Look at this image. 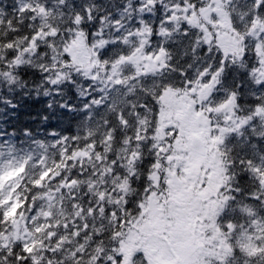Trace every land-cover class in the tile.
<instances>
[{"label": "snow or ice", "instance_id": "snow-or-ice-1", "mask_svg": "<svg viewBox=\"0 0 264 264\" xmlns=\"http://www.w3.org/2000/svg\"><path fill=\"white\" fill-rule=\"evenodd\" d=\"M120 3L105 25L107 9L99 3L76 12L75 0H0V42L22 35L27 47L34 40L32 59L43 65L18 66L23 85L16 91L40 102L43 90L44 101V113L30 121L43 131L25 124L18 132L11 121L20 105L3 95L11 88L0 85V177L22 169L0 186V264H150L145 252L126 258L120 246L133 225L149 219L150 198L167 211V157L178 130L166 128L170 135L158 142L156 129L160 97L169 90L188 94L213 133L229 114L215 111L221 104L233 105L239 125L222 145L228 179L210 198L219 211L199 221L198 264H264V0ZM38 9L61 13L51 34L40 25ZM220 10L228 14L237 52L218 42L229 31L221 27ZM144 23L150 31L137 34ZM77 30L90 46L107 41L97 49L104 68L58 77L68 71L61 62L70 64L64 49ZM15 55L11 49L4 59ZM134 55L148 58L139 70L129 60ZM204 85L211 91L201 98ZM90 148L91 162L73 156ZM16 202L15 215L6 218ZM21 221L31 239L11 238ZM244 237L250 248L242 246Z\"/></svg>", "mask_w": 264, "mask_h": 264}, {"label": "rangeland", "instance_id": "rangeland-1", "mask_svg": "<svg viewBox=\"0 0 264 264\" xmlns=\"http://www.w3.org/2000/svg\"><path fill=\"white\" fill-rule=\"evenodd\" d=\"M226 14V12L220 10V24L225 29L229 26V19ZM228 30L219 34L218 42L221 43V46L226 51L237 52L238 47L235 36L234 34H229L231 28H228ZM70 54L73 57L74 63L85 72L91 73L92 69L98 65L95 53L83 42L82 37L80 41H75L71 44ZM145 59L148 58L141 55H134L129 58L138 68L141 61ZM146 70L153 71V68L147 65ZM206 91V88L200 90L199 95L201 98H204V92ZM183 100H185L184 105L182 104ZM162 101L160 118L166 117L164 121L161 120L162 123L167 125L171 119L172 125L178 128V133L180 131V139L182 140H186L182 130H186L185 126H188L187 128L191 131L200 133L202 139L205 141L203 146L192 145L191 141L185 142L176 136V140H179V145L173 146L174 143L172 145V152L167 157V160L172 165L170 169H166L167 172H171L169 173L171 179L168 181V185L171 186V192H173L171 199L182 208H175L173 204L171 211H166V214L170 213L176 217L175 214L178 215L181 211L188 210L187 205L197 204L201 198L206 199L207 195L211 193V191H206L207 187L196 193V186L202 181L205 182V179L208 180V185L211 186L212 190H215V188L220 190L224 163L219 161L221 155L217 144L222 142L228 133H231L227 129L234 131L239 125L235 124L234 113L232 112L233 105L231 104L219 106L215 110L217 113L227 111L229 114L223 116L226 122L225 126L221 127L218 132L213 133L214 126L209 123L206 114L193 109L195 102L191 100L188 94L185 93L178 96L176 92L169 90L164 94ZM229 120H232L233 124H227ZM175 166H178L180 169L174 171ZM178 174H183L186 178H180ZM201 176L204 179L199 180ZM150 201L149 208L145 209L146 212H149V219L143 223L133 225V229L129 230V234L124 240L123 250H133L135 246H140V251L149 254L148 246L153 247L155 246V241H158L159 247L162 250H167L168 252L175 251L180 255L190 254V256L195 258L194 264H198L195 251L198 246H202L204 243L201 237L203 228L200 225L195 226L191 223H179L178 221H173L172 226H165L167 215L164 214V208L159 206L155 199L150 198ZM209 202L208 210L214 208L215 205V200L210 199ZM20 232L21 226L17 225L16 232L12 233V238H18ZM199 237H201L200 240ZM154 256L157 257V254Z\"/></svg>", "mask_w": 264, "mask_h": 264}, {"label": "trees", "instance_id": "trees-1", "mask_svg": "<svg viewBox=\"0 0 264 264\" xmlns=\"http://www.w3.org/2000/svg\"><path fill=\"white\" fill-rule=\"evenodd\" d=\"M50 3H51V0H49V4ZM90 3L103 4L104 7L107 9L106 13L104 14L105 15V20H104L105 25H107L109 23V21L106 18L107 14H109V13L115 14L116 9L121 6L120 0H111L110 3L108 2V0H75V4H76L75 11L79 12L85 4H90ZM37 11H38L39 16H40V21H39L40 25L48 27L50 29V34H51L52 31H55V29H52L51 25H52V23H57L60 21L61 13L59 11H55V10L50 11V10L38 9ZM67 11L68 10L65 9V12H64L65 17L67 15ZM226 16L228 17V14H226ZM209 23H211V21H209ZM229 25L231 28V22L230 21H229ZM149 31H150L149 24L144 23V24H142L141 28L137 30V34L146 35ZM39 35H42V33H38V36ZM81 37L83 39V42L86 45H88V47H90L93 50V52L95 53L96 61L98 63L97 67H99L101 70H103L104 63L99 59L97 49L103 47V45L105 43H107V41H98L96 44L90 46L88 41H87L86 34L83 31L77 30L76 38L71 42V44H73V42H75V41H80ZM22 42H23V36L22 35H21V39L16 40L14 43L0 42V64H6L7 65V70H5L4 68H0V85L9 86L11 88V93L5 92V93H3V95L5 97L11 98L15 103H18L20 105V108L18 110L19 115L14 120L11 121V124H13L15 126L16 130L19 132L24 128L25 124H28V126L31 127L34 132L43 131V129L39 127L38 123H30V121L33 119L34 116L38 120L37 114H43L44 113L43 90H41V92H40V95L42 97L40 102H34V98L31 95H29L28 99L25 100L23 94L18 93L16 91L17 89L21 88L23 85V80L21 78L22 73H19L16 71L18 66L31 65L33 68L43 67V65H40L37 61L32 59V55L36 51L35 41L34 40L30 41L29 45L27 47H23ZM71 44L64 49V51L68 52L69 55L71 56L70 64H65L64 62H61V67L67 68L68 71H66L64 73L58 72V74H57L58 77L68 78L69 72H80L81 75L89 74L88 72H85L82 68H80L77 64L74 63L73 57L70 54ZM11 49L16 50L15 57L10 58L8 60H5L4 57L7 55L8 51ZM25 53H27L28 55L26 56ZM117 66L119 67V63L117 65H115L114 68H118ZM133 66L139 70V68L136 65L133 64ZM31 79H32V77L29 76L28 77L29 82H31ZM204 87L209 88V89H207V92L205 93V97H206L207 94L211 91V88L208 85H204V86H202L201 89H203ZM162 97H160L161 106H162V101H161ZM224 105L225 104H221L220 106H224ZM0 107H3V106L0 105ZM9 115H11V114L9 113ZM157 125H158V118H157ZM236 130H234V131H236ZM156 137H157V134H156ZM218 150L220 152L221 151L223 152L222 146H219ZM90 151H91V148L89 149V151L75 152V153H73V156L74 157H89L88 162H91V157L89 155ZM95 159L97 161H99L101 159V157L99 155H97L95 157ZM21 170L22 169L18 168L14 172L8 173L5 177H0V186H2L8 179L19 175V172ZM19 206L20 205L18 202L13 203L11 208L5 213L6 218L13 217L16 213V209ZM17 225L21 226L22 221L21 222H14V231L15 232H16ZM26 237L28 239H31L32 234L31 233H25L21 230V232L18 235V238H15V237L12 238V235H11L12 239H17V240H23Z\"/></svg>", "mask_w": 264, "mask_h": 264}, {"label": "flooded vegetation", "instance_id": "flooded-vegetation-1", "mask_svg": "<svg viewBox=\"0 0 264 264\" xmlns=\"http://www.w3.org/2000/svg\"><path fill=\"white\" fill-rule=\"evenodd\" d=\"M168 127H171V119L169 120V123L167 125V128ZM173 127L176 128V126H173ZM185 127L187 128L188 126H185ZM185 132L188 133V135H186V138H189L191 131L188 130L187 128ZM227 179L228 177L226 175V166H225L224 181L226 182ZM209 200L210 198L200 199L197 204H195L194 206H191L190 208H188V210L182 211L178 215V217H174V218L170 217V218L165 219L166 221L165 226H172L173 221H178L179 223H191L192 225L199 226L200 225L199 221H201L203 217H206V216L210 217V215L216 211V209L214 211L213 208L208 210L207 207L209 206V203H210ZM185 213H187V215H185ZM137 251H139L137 247L132 251L130 250L126 258H130ZM155 254H157V257L154 256ZM172 255H174L173 251L168 252L167 250H162L159 247V242H155V247L149 253L148 258L150 260V264H159V262L163 259H172L173 258ZM189 259H192V258H190L188 255H183L180 257V261H182L183 264ZM193 262L194 260L192 259V264Z\"/></svg>", "mask_w": 264, "mask_h": 264}, {"label": "water", "instance_id": "water-1", "mask_svg": "<svg viewBox=\"0 0 264 264\" xmlns=\"http://www.w3.org/2000/svg\"><path fill=\"white\" fill-rule=\"evenodd\" d=\"M194 139L197 140L198 139V136H195ZM160 264H172V263L170 261L164 260V261H161Z\"/></svg>", "mask_w": 264, "mask_h": 264}]
</instances>
